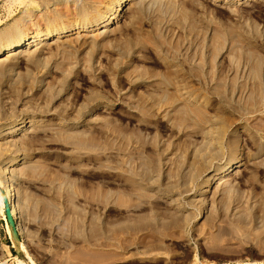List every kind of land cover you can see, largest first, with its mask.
<instances>
[{"label": "rangeland", "instance_id": "374dc122", "mask_svg": "<svg viewBox=\"0 0 264 264\" xmlns=\"http://www.w3.org/2000/svg\"><path fill=\"white\" fill-rule=\"evenodd\" d=\"M31 1L0 0L2 43L104 5ZM114 17L0 64V130L23 126L0 135V264H264V134L227 126L231 110L256 129L264 0H132Z\"/></svg>", "mask_w": 264, "mask_h": 264}, {"label": "bare ground", "instance_id": "6f19581e", "mask_svg": "<svg viewBox=\"0 0 264 264\" xmlns=\"http://www.w3.org/2000/svg\"><path fill=\"white\" fill-rule=\"evenodd\" d=\"M114 0H104V5L93 8L92 11L89 12L88 16L84 19H81L78 23H71L70 25H66L60 29H53L51 27L43 30L41 36H38L34 32L28 30V24L25 23L17 29V31L10 37L6 42L0 40V64L7 59H18L23 55H26L31 48L39 46L40 48L46 45V42L49 37L56 36L59 39H63L67 36L77 34V33H93L89 35V38L103 37L112 32L111 25L114 24L116 12L123 11L126 5L132 0H118L113 4ZM249 0H239V5H246ZM21 7L23 8H33L35 11H41L38 8V3L31 0H15ZM114 6V11L111 10ZM102 13V14H101ZM36 18H40L37 16ZM44 43V44H43ZM6 56V57H5ZM5 57V58H4ZM256 93L255 104L258 106L257 111H255L254 121L255 128H252V124L246 126H236L234 113L229 110L227 111V126L234 134L243 135V134H264V107L261 108V105L264 106V86L260 87V85H256L254 88ZM44 123L49 122V120H42ZM23 126L11 125L6 127L4 130H0V135H4L7 137V143L11 144L14 139L11 136L14 131L21 129ZM5 131L4 133H2ZM20 161L15 160L12 163L8 164V167H13L19 164ZM237 165V166H235ZM235 167V168H234ZM239 161L231 162L227 165L223 170L218 171L216 175L212 178L211 181H207L201 192L206 194L207 192H211L208 188H212V184L215 182L222 183L225 178L233 173L236 168H239ZM7 170V168H6ZM3 193L7 198L12 199L13 197V188L11 185H8ZM11 216L16 219L17 217V209L16 204L13 205L11 210ZM21 249L26 252L25 245L23 243L19 244ZM6 251L9 255H11V251L7 246H5ZM35 264V263H34Z\"/></svg>", "mask_w": 264, "mask_h": 264}, {"label": "water", "instance_id": "95a60500", "mask_svg": "<svg viewBox=\"0 0 264 264\" xmlns=\"http://www.w3.org/2000/svg\"><path fill=\"white\" fill-rule=\"evenodd\" d=\"M7 216L9 218V220H10L11 226L14 227L13 219L11 217V211H10V208H9V205L8 204H7ZM14 236L17 239V233L16 232H14ZM17 241H18V239H17Z\"/></svg>", "mask_w": 264, "mask_h": 264}, {"label": "trees", "instance_id": "16d2710c", "mask_svg": "<svg viewBox=\"0 0 264 264\" xmlns=\"http://www.w3.org/2000/svg\"><path fill=\"white\" fill-rule=\"evenodd\" d=\"M11 230H12V232H13V234H14L15 230H14V228H13V227H12V229H11ZM13 252L15 253V250H13Z\"/></svg>", "mask_w": 264, "mask_h": 264}]
</instances>
